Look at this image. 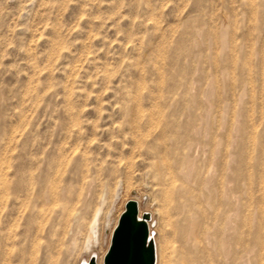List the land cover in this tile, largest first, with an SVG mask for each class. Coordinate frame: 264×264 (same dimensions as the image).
<instances>
[{
    "label": "rangeland",
    "instance_id": "1",
    "mask_svg": "<svg viewBox=\"0 0 264 264\" xmlns=\"http://www.w3.org/2000/svg\"><path fill=\"white\" fill-rule=\"evenodd\" d=\"M189 166L206 250L264 264V0H0V264H102L131 200L181 264Z\"/></svg>",
    "mask_w": 264,
    "mask_h": 264
},
{
    "label": "bare ground",
    "instance_id": "2",
    "mask_svg": "<svg viewBox=\"0 0 264 264\" xmlns=\"http://www.w3.org/2000/svg\"><path fill=\"white\" fill-rule=\"evenodd\" d=\"M175 170L176 171H173V168L168 169L169 176H170L169 190H170V195L172 196V198L174 196V200L178 199L179 203H178L177 211H178V214L181 216L182 221L184 223L186 255L183 258V261L181 264H221V262L215 259L216 257L211 255L206 250L203 244V243H206L204 241H206V239L208 241V238L211 236V233L209 231L210 225L208 226L207 224L208 211L203 210L201 199L197 195H195L194 191H192L189 185H188L189 187L185 185V183L188 184L190 181L192 182V178H193L192 171L193 170L191 166H189L186 169L178 168ZM151 232H152V229H151ZM207 244H209V242H207L206 245ZM222 250H224V252L222 253H224V256H225L224 264H230L229 262L230 261L229 254H231L229 253L230 250L227 251V249L225 250V248ZM157 262H158V251H157ZM97 264H101V257L100 258L97 257ZM237 264H241V263H237Z\"/></svg>",
    "mask_w": 264,
    "mask_h": 264
},
{
    "label": "water",
    "instance_id": "3",
    "mask_svg": "<svg viewBox=\"0 0 264 264\" xmlns=\"http://www.w3.org/2000/svg\"><path fill=\"white\" fill-rule=\"evenodd\" d=\"M151 221L150 213L140 214L137 201L127 202L112 233L103 264H157V246L150 228ZM83 264H97V256L93 255Z\"/></svg>",
    "mask_w": 264,
    "mask_h": 264
}]
</instances>
